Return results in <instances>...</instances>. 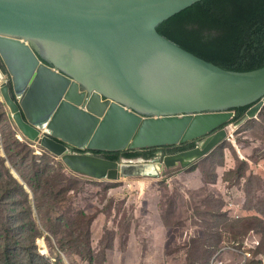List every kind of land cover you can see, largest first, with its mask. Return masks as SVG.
Returning <instances> with one entry per match:
<instances>
[{
    "label": "water",
    "instance_id": "water-1",
    "mask_svg": "<svg viewBox=\"0 0 264 264\" xmlns=\"http://www.w3.org/2000/svg\"><path fill=\"white\" fill-rule=\"evenodd\" d=\"M199 1L0 0V60L11 79L0 69V97L18 131L94 180L156 177L161 167L208 156L227 140L234 110L252 106L238 127L264 108V68L220 69L157 32ZM73 54L87 73L72 65ZM193 143L200 144L148 161L92 155Z\"/></svg>",
    "mask_w": 264,
    "mask_h": 264
},
{
    "label": "trees",
    "instance_id": "trees-1",
    "mask_svg": "<svg viewBox=\"0 0 264 264\" xmlns=\"http://www.w3.org/2000/svg\"><path fill=\"white\" fill-rule=\"evenodd\" d=\"M157 32L181 49L220 69L250 73L264 68V0H201L160 24ZM0 66L6 73L1 60ZM251 107L234 110L236 117L228 126L245 116ZM7 111L5 104H0V264H56L55 260L50 261L46 257L39 242L42 238L48 241L51 251L56 248L67 258L78 257L80 264H115L118 257L109 260L107 255L118 251L114 249L112 239L107 244L100 245L97 241L94 245L91 238V233L94 237L93 216H87L79 208L75 209L78 215L75 218L72 211L64 209L72 208L74 198L81 192V188H75V184L65 183L66 179L73 178L65 174V171L74 176L88 177L69 171L63 164L50 165L44 160V155L37 156L34 144L18 131ZM263 111L264 108L259 115ZM7 130L10 131L9 135ZM192 149H195V143L183 147L118 153L96 152L92 155L112 162L140 158L148 161L155 159L160 151H164L163 155L166 156ZM41 151L49 154L44 149ZM72 151L83 154L77 150ZM13 171L24 184L15 178ZM226 183L222 177L213 187L220 184L221 193ZM233 187L244 190L243 198L237 200L244 207V214L240 212L244 219L250 211L245 206L246 185L241 179L234 185L228 183V189ZM220 199L227 214L226 203ZM229 212V219L238 221L232 211ZM84 225H88L87 228ZM224 237L229 240L224 234L223 241ZM54 238L57 239V245L52 247L49 239ZM234 240L237 242H226L216 249L210 244H204L206 251L211 253L207 264L217 251L227 245L239 250L248 248L253 253L250 264H264V241L259 232L250 228ZM154 260L159 262L160 258ZM190 261L195 262L194 259Z\"/></svg>",
    "mask_w": 264,
    "mask_h": 264
},
{
    "label": "rangeland",
    "instance_id": "rangeland-1",
    "mask_svg": "<svg viewBox=\"0 0 264 264\" xmlns=\"http://www.w3.org/2000/svg\"><path fill=\"white\" fill-rule=\"evenodd\" d=\"M0 69L2 71L1 66ZM4 75L5 82L10 84L11 79L7 73ZM0 104H3L1 97ZM7 112L11 117L9 110ZM227 129V140L207 157L187 168L180 165L172 169L161 167L156 177L134 176L108 183L74 176L66 170L65 174L73 178L66 179L65 183L75 184L81 192L74 198L72 208L64 209L72 211L75 218L78 217L75 209L79 208L87 216H93L94 237L91 233V238L94 245L97 241L100 245L107 244L112 239L118 251L107 255L109 260L117 256L116 264H207L211 253L206 251L204 244L215 249L226 242L234 244L237 242L234 238L250 228L259 232L264 241V173L251 170L253 165L264 168V111L255 120L238 127L231 124ZM33 144L37 156L44 155L47 163L63 164L59 158L42 152V147ZM198 145L196 143L195 147ZM163 154L164 151H160L156 158L164 157ZM222 177L226 184L234 185L242 179L246 185L245 206L250 211L244 219L232 221L229 210L227 214L224 212L220 199L225 201L224 187L221 193L220 184L213 187ZM17 179L24 184L19 177ZM227 197L234 195L230 192ZM196 226L200 227L197 233L190 230ZM224 234L230 241L225 237L223 241ZM39 242L50 261L81 263L78 257L67 258L56 248L51 251L44 238ZM49 243L54 247L57 239H49ZM236 261L233 257L232 264Z\"/></svg>",
    "mask_w": 264,
    "mask_h": 264
},
{
    "label": "built area",
    "instance_id": "built-area-1",
    "mask_svg": "<svg viewBox=\"0 0 264 264\" xmlns=\"http://www.w3.org/2000/svg\"><path fill=\"white\" fill-rule=\"evenodd\" d=\"M70 152L72 151L70 150ZM224 190L225 194H227L225 197L226 208L229 211H232V215L236 220L242 219V215L240 212L242 211L243 207L240 203L237 202V200L242 198L243 191L241 189H238L237 187L228 189V184H224ZM230 192L234 195L233 198L227 197ZM233 257L238 258L237 261L233 264H250V261L253 259V253L248 248L239 250L234 246H227L220 249L213 255L210 264H232Z\"/></svg>",
    "mask_w": 264,
    "mask_h": 264
},
{
    "label": "flooded vegetation",
    "instance_id": "flooded-vegetation-1",
    "mask_svg": "<svg viewBox=\"0 0 264 264\" xmlns=\"http://www.w3.org/2000/svg\"><path fill=\"white\" fill-rule=\"evenodd\" d=\"M55 49V48H54ZM53 49V50H54ZM71 58H72V60H73V66L74 67H78L80 70H82L84 73H87L89 70H88V68H87V65H86V62L84 61V60H82V58H80L79 56H77V57H72L71 56ZM99 102H101L102 104H105V103H107V104H109V100H107L105 97H103V96H101L100 95V99H99ZM87 105L88 106H95L96 104H94V102H91V101H89L88 103H87ZM83 152V154H86V152L85 151H82Z\"/></svg>",
    "mask_w": 264,
    "mask_h": 264
},
{
    "label": "crops",
    "instance_id": "crops-1",
    "mask_svg": "<svg viewBox=\"0 0 264 264\" xmlns=\"http://www.w3.org/2000/svg\"><path fill=\"white\" fill-rule=\"evenodd\" d=\"M252 167H253V169L251 168V170H252L254 173H257V174H261V175H263V173H264V168H263L262 166H260V165L255 166V165H253ZM199 228H200V227H197V226H196V227H191L190 230L193 231V232H195V233H197L198 230H199ZM152 258L155 259L156 257H155V256H152ZM115 264H116V263H115Z\"/></svg>",
    "mask_w": 264,
    "mask_h": 264
},
{
    "label": "bare ground",
    "instance_id": "bare-ground-1",
    "mask_svg": "<svg viewBox=\"0 0 264 264\" xmlns=\"http://www.w3.org/2000/svg\"><path fill=\"white\" fill-rule=\"evenodd\" d=\"M78 55H75V54H73L72 55V57H77ZM80 57V56H79ZM81 58V57H80ZM8 84V83H7ZM0 86H1V83H0ZM111 95H113V94H111Z\"/></svg>",
    "mask_w": 264,
    "mask_h": 264
},
{
    "label": "clouds",
    "instance_id": "clouds-1",
    "mask_svg": "<svg viewBox=\"0 0 264 264\" xmlns=\"http://www.w3.org/2000/svg\"><path fill=\"white\" fill-rule=\"evenodd\" d=\"M200 144V143H199ZM83 151V150H82ZM82 151H80V152H82ZM71 153H73V152H71ZM224 187V186H223ZM242 190V189H241ZM243 191V190H242ZM242 198H243V195H242Z\"/></svg>",
    "mask_w": 264,
    "mask_h": 264
}]
</instances>
